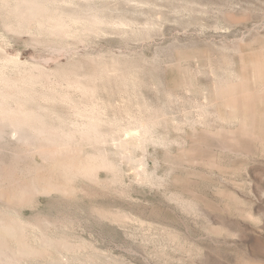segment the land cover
I'll return each instance as SVG.
<instances>
[{"label":"rangeland","instance_id":"1","mask_svg":"<svg viewBox=\"0 0 264 264\" xmlns=\"http://www.w3.org/2000/svg\"><path fill=\"white\" fill-rule=\"evenodd\" d=\"M0 80V191L90 162L0 202L72 249L13 264H264V0H0Z\"/></svg>","mask_w":264,"mask_h":264},{"label":"bare ground","instance_id":"2","mask_svg":"<svg viewBox=\"0 0 264 264\" xmlns=\"http://www.w3.org/2000/svg\"><path fill=\"white\" fill-rule=\"evenodd\" d=\"M27 5V4H26ZM29 5H32V4H29ZM38 5V4H37ZM35 6V5H34ZM24 7H25V5H24ZM31 7V6H30ZM41 8V7H40ZM27 9V8H26ZM21 11V10H20ZM38 11H40V9L38 10ZM42 11V10H41ZM40 11V12H41ZM35 12V11H34ZM46 12V11H45ZM21 13V12H20ZM31 13V12H30ZM32 14V13H31ZM24 15V14H23ZM32 15H30V17H31ZM41 16V15H40ZM28 18V17H27ZM33 17H31V19H32ZM46 18V17H45ZM48 18H50V17H48ZM58 19V18H57ZM56 19V20H57ZM61 19V18H60ZM27 20V19H26ZM51 22V21H50ZM60 23V22H59ZM52 24H54V22L52 23ZM56 25V24H55ZM60 25V24H59ZM63 25V24H62ZM61 25V26H62ZM60 27V26H59ZM62 28V27H61ZM64 28V27H63ZM86 78V77H85ZM32 79V78H31ZM76 79H74V81H75ZM78 80H80V79H78ZM1 81V80H0ZM25 81V80H24ZM6 83V82H5ZM79 83V82H78ZM13 84V83H12ZM11 84V85H12ZM26 84V83H25ZM71 87V86H70ZM78 89V88H77ZM4 94V93H3ZM16 95H17V93H16ZM8 96V95H7ZM242 97V96H241ZM16 98V97H15ZM250 101V100H249ZM5 102V101H4ZM4 102H2V103H4ZM16 102V101H15ZM77 106V105H76ZM21 108V107H20ZM97 108H99V107H97ZM19 109V108H18ZM73 109V108H72ZM77 109V108H76ZM81 109H83V108H81ZM4 110V109H3ZM10 110V109H9ZM85 110H86V108H85ZM90 110V109H89ZM13 111V110H12ZM75 111V110H74ZM101 111V110H100ZM236 111V110H235ZM51 112V111H50ZM77 112V111H76ZM82 112V111H81ZM98 112V111H97ZM3 113V112H2ZM1 113V114H2ZM5 113V112H4ZM7 113V112H6ZM82 113H85V112H82ZM88 113V112H87ZM10 114V113H9ZM12 114V113H11ZM14 114V113H13ZM50 114V113H49ZM55 114V113H54ZM80 113H78V115H79ZM3 115V114H2ZM15 115H17V113L15 114ZM14 115V116H15ZM21 116H22V114H20ZM31 115V114H30ZM75 115V114H74ZM73 115V116H74ZM93 115V114H92ZM97 115V114H96ZM9 116V115H8ZM26 116V113L24 114V117ZM27 116H28V114H27ZM80 116V115H79ZM89 116V115H88ZM126 116V115H125ZM3 117V116H2ZM10 117H11V115H10ZM17 117V116H16ZM18 117H19V114H18ZM17 117V118H18ZM34 117V116H33ZM94 117V116H93ZM4 118H6L7 119V117H4ZM27 118V117H26ZM25 118V119H26ZM29 118V117H28ZM27 118V119H28ZM57 118V117H56ZM78 118V117H77ZM84 118H86V117H84ZM89 118H91V116L89 117ZM135 118V117H134ZM11 119V118H10ZM13 119H15V118H13ZM19 120H20V117L18 118ZM40 119V118H39ZM46 119V118H45ZM81 119V118H80ZM87 119H88V117H87ZM86 119V120H87ZM96 119V118H95ZM147 119V118H146ZM24 120V119H23ZM22 120V121H23ZM33 120H35V118L33 119ZM4 121V120H3ZM9 121V120H8ZM14 121V120H13ZM12 121V122H13ZM18 120L16 119V121H15V123L17 122ZM21 121V122H22ZM31 121V120H30ZM36 121V120H35ZM88 121V120H87ZM93 121V120H92ZM99 121H100V119H99ZM103 121V120H102ZM118 121H119V119H118ZM11 122V123H12ZM21 122H19V123H14V124H10L12 127H13V130L15 131V133H20L21 132V130H22V128H21ZM53 122V121H52ZM101 122V121H100ZM9 123H10V121H9ZM24 123H25V121H24ZM28 123H30V122H28ZM32 123V122H31ZM36 123V122H35ZM42 123V122H41ZM101 123H103V122H101ZM125 123V122H124ZM204 123V122H203ZM22 124H23V122H22ZM26 125H28L27 123H25ZM72 124V123H71ZM99 124V123H98ZM132 124V123H131ZM24 125V124H23ZM30 125V124H29ZM28 125V126H29ZM55 125V124H54ZM63 125V124H62ZM90 126L91 124H87V126ZM93 125V124H92ZM92 125H91V127H92ZM125 125V124H124ZM135 125V124H134ZM137 125V124H136ZM140 125H142L141 123H140ZM140 125H138V127L140 126ZM32 126V125H31ZM37 126H39V125H37ZM36 126V127H37ZM64 126V125H63ZM144 126H145V122H144ZM146 126H148V125H146ZM25 127V126H24ZM23 127V128H24ZM42 127H45V126H42ZM65 127V126H64ZM64 127H63V129H64ZM68 127V126H67ZM82 127V126H81ZM98 127V126H97ZM127 127V126H126ZM149 127V126H148ZM70 128V127H69ZM87 128V127H86ZM95 128H96V126H95ZM99 128V127H98ZM123 128V127H122ZM142 127H140V129H141ZM11 129V128H10ZM45 129V128H44ZM50 129V128H49ZM58 129V128H57ZM78 129V128H77ZM97 129V128H96ZM96 129H95V131H96ZM117 129V128H116ZM9 130V129H8ZM7 130V131H8ZM38 130V129H37ZM87 130V129H86ZM93 130H94V127H93ZM126 130V129H125ZM14 131H13V133H14ZM39 131V130H38ZM45 132H46V129L44 130ZM48 131V130H47ZM59 131V130H58ZM61 131H62V129H61ZM98 131V130H97ZM141 131V130H140ZM139 131V132H140ZM142 133H139V134H141V135H136V134H129V132L126 134V138H124V139H119V137H118V141H119V144H118V148L117 149H119L121 152H125V151H127V149H128V147L130 146V145H132V146H135V145H133L135 142H139L140 143V141L143 139L144 140V138H143V136H144V134H146V133H149V131H148V128H146V127H143V129H142ZM148 131V132H147ZM71 132V131H70ZM113 132V131H112ZM123 132H125V131H123ZM127 132V131H126ZM79 133V132H78ZM89 133V132H88ZM98 133V132H97ZM115 133V132H114ZM152 133V132H151ZM10 134V133H9ZM41 134V133H40ZM43 134V133H42ZM53 134V133H52ZM52 134L50 135V131H49V138H50V136H51V138H52ZM62 134V133H61ZM66 134H68V133H66ZM73 133H71V136H73L72 135ZM83 133L81 132L80 133V135H82ZM91 134V133H90ZM93 134H94V132H93ZM95 134H96V132H95ZM101 134V133H100ZM11 135V134H10ZM27 135V134H26ZM54 135V134H53ZM59 135V134H58ZM65 135V134H64ZM86 135H88V134H86ZM147 135V134H146ZM149 135V134H148ZM32 136H34V135H32ZM63 136V135H62ZM83 136V135H82ZM80 137V139L81 138H83V137ZM93 136V135H92ZM257 136V135H256ZM38 137V136H37ZM44 137V136H43ZM47 137V138H48ZM54 137V136H53ZM59 138H60V136H58ZM64 137V136H63ZM69 137V136H68ZM68 137H65L66 139L68 138ZM123 137V136H122ZM147 137V136H146ZM30 138V137H29ZM88 138H89V135H88ZM108 138V137H107ZM121 138V137H120ZM24 139V138H23ZM35 139V138H34ZM63 139V138H62ZM86 139V138H85ZM89 139H91V136H90V138ZM101 139V138H100ZM103 139V138H102ZM146 139V138H145ZM61 140V139H60ZM65 140V139H64ZM68 140V139H67ZM82 140V139H81ZM87 140V139H86ZM93 140V139H92ZM91 140V141H92ZM142 140V141H143ZM21 141H23V140H21ZM29 141V140H28ZM31 141V140H30ZM39 141H40V139H39ZM71 141H73V140H71ZM85 141V140H84ZM90 141V140H89ZM98 141V140H97ZM101 141V140H100ZM145 141V140H144ZM49 142V141H48ZM70 142V141H69ZM68 142V143H69ZM74 142V141H73ZM81 142V141H80ZM218 142V141H217ZM51 143H53L52 141H51ZM55 143H56V141H55ZM59 143H61L60 141H59ZM65 143V142H64ZM71 143V142H70ZM87 143H88V141H87ZM89 143H91V142H89ZM98 143V142H97ZM102 143V142H101ZM100 143V144H101ZM103 143H104V141H103ZM117 143V142H116ZM221 143V142H220ZM48 144V143H47ZM78 144V143H77ZM81 144V143H80ZM85 144V143H84ZM92 144V143H91ZM105 144V143H104ZM136 144V143H135ZM142 144H143V142H142ZM219 144V143H218ZM62 145V144H61ZM65 145H66V143H65ZM73 145V144H72ZM137 145V144H136ZM139 145V144H138ZM221 145V144H220ZM226 145V144H225ZM79 146V145H78ZM140 146H141V144H140ZM47 147H48V145H47ZM54 147V146H53ZM58 147V146H57ZM223 147V146H222ZM69 148V147H68ZM71 148V147H70ZM224 148V147H223ZM61 150V149H60ZM65 150V149H64ZM66 150H67V148H66ZM65 150V151H66ZM71 150H72V148H71ZM74 150V149H73ZM130 150V149H129ZM63 151V150H62ZM74 151H76V150H74ZM77 151H78V149H77ZM45 152V151H44ZM60 152V151H59ZM42 153V152H41ZM46 153V152H45ZM52 153H55V152H52ZM71 153H72V151H71ZM74 153H76V152H74ZM129 153V152H128ZM42 154H44V153H42ZM47 154V153H46ZM122 154V153H121ZM57 155H59V154H57ZM63 155V154H62ZM93 155V154H92ZM99 155V154H98ZM101 155V154H100ZM125 155V154H124ZM51 156H54V155H51ZM60 156H61V154H60ZM121 156V155H120ZM122 157H123V155H122ZM62 158V159H61ZM61 158H57L58 160H54V162H53V166H52V171L51 172H49L50 170H49V168H48V172L50 173L49 175H45L46 173H44V175H42V176H40V179L42 180V184L40 183V185H41V187L39 188V190H38V188L37 189H35V191L37 190L38 191V193L40 192V193H45V194H51V192H53V193H55L54 191H60V192H58V193H63V194H61V195H64V194H66L67 196H70L68 193H70L71 192V190L73 189H71L70 188V183L69 182H72V181H69V180H71L70 178H72L73 176H75V177H81L82 175L81 174H84V173H87V171L88 170H90V162H87L86 161V157L83 159L82 157H80V155L78 156V154L76 153V156H69V155H63V156H61ZM48 159V158H47ZM56 159V158H55ZM90 161V160H89ZM103 161V160H102ZM92 162V161H91ZM138 163V162H137ZM103 165H104V162H103ZM141 165V164H140ZM51 166V165H50ZM97 166V165H96ZM108 166H109V164H108ZM94 168H98V167H94ZM104 168V167H103ZM95 171V170H94ZM97 171V170H96ZM46 172H47V170H46ZM90 172V174H91V172H93V170L92 171H89ZM138 172V171H137ZM136 172V173H137ZM143 172V171H142ZM141 172V173H142ZM96 174V173H95ZM139 174V173H138ZM145 174V173H144ZM40 175V174H39ZM57 175L60 177V178H58L57 177ZM86 175V174H85ZM84 175V176H85ZM62 176V177H61ZM95 176V175H94ZM93 176V177H94ZM74 177V178H75ZM77 177V178H78ZM92 177V178H93ZM139 177V176H138ZM61 179H63V180H61ZM84 179V178H83ZM70 185H69V184ZM30 184V183H29ZM33 185H34V183H33ZM37 186H39V185H37ZM9 190V189H8ZM31 190V189H30ZM34 190V189H33ZM14 191V190H13ZM0 191V202L1 203H3L4 205H7V206H10V207H13L14 208V206H18L19 204H22L23 205V203H27V202H29L30 200H31V198H32V196L34 195H32L31 196V194H29V193H36L35 191L34 192H27L26 190L24 191V190H20V191H18V192H16V191ZM73 192H74V190H73ZM72 195V194H71ZM71 197V196H70ZM68 198V197H67ZM6 207V206H5ZM10 207H8V208H10ZM7 208V207H6ZM3 209V208H2ZM2 212H4V211H2ZM118 214V213H117ZM44 219V218H43ZM46 219V218H45ZM115 220H116V218H115ZM119 220H120V218H119ZM118 221V220H117ZM45 222H47V223H45ZM45 222H43L44 224H49L48 223V220L47 221H45ZM116 222V221H115ZM26 223V222H25ZM38 223H39V221H38ZM41 223V222H40ZM42 223V224H43ZM51 223H52V225H55L54 224V222H52L51 221ZM50 223V224H51ZM61 223V222H60ZM32 224V223H31ZM31 224H30V226H31ZM36 224V223H35ZM49 224V225H50ZM58 224V223H57ZM27 225H29V224H27ZM27 225H25L24 223H21L20 221H19V219H16V218H12V217H6V216H4V215H0V264H13V263H20L23 259H25V258H27V257H31V256H39V257H43V256H46V255H48V254H50V252H52L51 251V249H55V251H58L59 249H61V248H65V250L66 251H68V249H67V247H69L70 245H69V243L67 242V240L64 242V240L63 241H57L56 239L54 240V238L53 239H50V238H48V237H46V235H44L43 237H41V243L42 244H40L42 247H36V246H34V245H32L31 244V242H30V238H29V236H31V235H28V232H27V228H26V226ZM38 225V224H37ZM51 225V226H52ZM65 226H66V224H65ZM28 227V226H27ZM34 227V226H33ZM38 227H40V226H38ZM56 228H57V226H56ZM29 229V228H28ZM32 229V228H31ZM37 229V228H36ZM33 231V230H32ZM44 233V232H43ZM37 236V235H36ZM66 238V237H65ZM32 240V239H31ZM68 243V244H67ZM71 244V243H70ZM72 247V246H71ZM75 247H77V246H75ZM73 248V247H72ZM77 248H80L79 246L77 247ZM57 249V250H56ZM69 249L72 251V249L69 247ZM74 249V248H73ZM82 249V248H81ZM62 250V249H61ZM61 250H60V255H61ZM64 250V249H63ZM76 250V249H75ZM83 250V249H82ZM53 253V252H52ZM51 253V254H52ZM59 253V252H58ZM70 254V253H69ZM32 258V257H31ZM46 258V257H45ZM30 259V258H29ZM56 262H57V260H56ZM49 264V263H48Z\"/></svg>","mask_w":264,"mask_h":264}]
</instances>
